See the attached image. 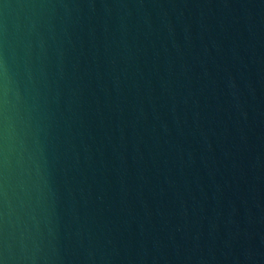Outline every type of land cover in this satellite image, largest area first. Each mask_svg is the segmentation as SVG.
Wrapping results in <instances>:
<instances>
[{"label": "water", "instance_id": "1", "mask_svg": "<svg viewBox=\"0 0 264 264\" xmlns=\"http://www.w3.org/2000/svg\"><path fill=\"white\" fill-rule=\"evenodd\" d=\"M0 264H264V0H0Z\"/></svg>", "mask_w": 264, "mask_h": 264}]
</instances>
